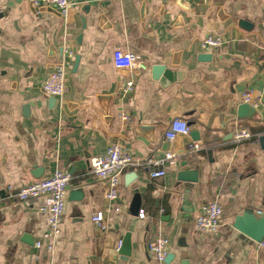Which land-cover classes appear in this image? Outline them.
<instances>
[{
  "label": "crops",
  "instance_id": "obj_1",
  "mask_svg": "<svg viewBox=\"0 0 264 264\" xmlns=\"http://www.w3.org/2000/svg\"><path fill=\"white\" fill-rule=\"evenodd\" d=\"M12 1L0 0V264H153L149 244L160 236L170 241L169 264H264V0H69L66 17ZM209 36L223 44L205 53ZM116 50L148 68H117ZM63 59L67 90L53 98L43 83ZM131 79L135 90L125 93ZM250 91L262 95L256 108L243 102ZM176 118L191 135L168 142ZM244 127L252 138L237 142ZM192 141L201 150L190 157ZM116 142L144 160L176 158L161 178L150 177L154 167L127 169L111 205L90 163ZM56 170L72 180L49 251L36 247L48 230L38 203L9 201L5 189ZM212 202L224 215L220 232L206 236L196 222ZM99 212L107 228L92 222ZM244 216L252 235L236 225Z\"/></svg>",
  "mask_w": 264,
  "mask_h": 264
},
{
  "label": "built area",
  "instance_id": "obj_2",
  "mask_svg": "<svg viewBox=\"0 0 264 264\" xmlns=\"http://www.w3.org/2000/svg\"><path fill=\"white\" fill-rule=\"evenodd\" d=\"M34 8L44 6H52L56 8L64 17L69 13L72 3L69 0H29ZM173 1V0H164ZM223 42L219 37H207L203 44V52H209L212 49H217L222 46ZM69 56H73V52H69ZM113 61L117 68L123 70H146L148 67L141 57L133 53L116 50L113 53ZM135 80L131 79L126 83L124 88L125 93H131L135 90ZM43 90L51 97H63L67 90V71L65 60H61L50 72L43 83ZM261 93L246 92L242 95L243 102L250 104L253 107H258L261 102ZM124 120H128L127 115H123ZM191 127L183 118L174 119L169 129L166 132V140L174 142L179 137H190ZM237 142L252 138V134L248 128H239L233 134ZM201 150L199 142L192 141L186 147V154L193 157ZM176 155L167 153L164 160H154L134 156L132 153L123 149L121 143L116 142L109 145L106 154L93 158L90 163V171L96 180L105 182L107 190L105 198L114 205L119 199V186L121 178L125 171L129 168L138 167H154L150 172V177L153 179L161 178L166 175V170L163 169L165 162H172ZM72 176L70 172L65 170H56L49 177L37 182H31L20 188H14L9 185L5 189V199L18 204H33L38 203V209L41 213L47 216L48 230L44 232L42 239L36 243L39 249H47L52 251L57 246L62 234V223L65 212L66 199L68 189L70 187ZM119 210L116 208L115 212ZM224 215L223 207L212 202L204 207V211L199 215L196 226L203 235H217L222 226ZM257 215L264 216V210H258ZM144 217V214H140ZM92 222L101 227L107 228L104 223V215L102 212L97 213ZM122 242H120V247ZM149 253L153 259V264H168L167 259L170 255V241L165 236H160L154 242L149 244Z\"/></svg>",
  "mask_w": 264,
  "mask_h": 264
},
{
  "label": "water",
  "instance_id": "obj_3",
  "mask_svg": "<svg viewBox=\"0 0 264 264\" xmlns=\"http://www.w3.org/2000/svg\"><path fill=\"white\" fill-rule=\"evenodd\" d=\"M16 3H19V0H13L9 4V6H12L13 7ZM211 59H212V56L209 55V54H202V55H200V60H204V61L206 60L207 61V60H211ZM154 72H156L159 75L160 74H163L165 76V78H168V79H171V77L174 78V74H172L169 70H166L163 66H157L154 69ZM247 105H242L239 108V110L241 111V110L246 109L248 107ZM193 133H195L196 136L198 135L197 132H193ZM140 205H141L140 197H137V199L135 200V212H134V214H139L141 212V206ZM249 219H250L249 216H244L243 218H240V219L237 220V222H236L237 224L236 225H238V228H240L243 232H246V233L249 232V234L252 235L251 232L249 230H247L244 225H242L244 223L249 222ZM262 219L264 220V217ZM253 236H255V235H253ZM255 237H257V236H255ZM259 240H262V238H259ZM120 253L129 256L130 255V248H128L127 250L126 249H121ZM170 259H171V254L168 256V259H167V263L168 264L170 262Z\"/></svg>",
  "mask_w": 264,
  "mask_h": 264
}]
</instances>
